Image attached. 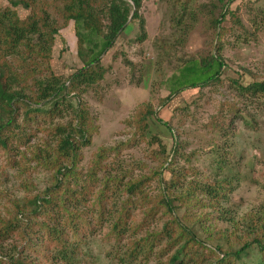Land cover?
<instances>
[{"label":"rangeland","instance_id":"rangeland-1","mask_svg":"<svg viewBox=\"0 0 264 264\" xmlns=\"http://www.w3.org/2000/svg\"><path fill=\"white\" fill-rule=\"evenodd\" d=\"M220 1L189 0L193 14L186 9L183 19L188 28L184 35L176 29L174 15L186 0H142L145 41L130 43L138 36L134 25L133 34L127 35L126 30L102 56L103 80L97 89L81 97L96 128L90 145L82 150L83 158L74 177L79 182L87 180L86 173L96 152L100 148L109 152L102 162L104 169L96 174V182L89 184L87 191L81 190L79 210L91 229L85 237L81 236L80 264H120L119 257L127 250L128 240L139 239L148 231L159 232L168 220L162 209L153 218L144 219L143 212L149 204L140 205L135 198L131 204L123 205L128 198L123 191L126 183L145 177L143 189L150 202L155 201L161 189L169 196H185L191 182L197 186L203 180H212L221 159L224 167L220 174L231 176L230 171L236 178L228 196L213 206H202L209 201L195 194L199 202L191 211L201 217L200 224L182 221L185 207L176 211L181 225L190 227L199 243L213 254L195 246L183 264H216V255L220 254L215 251L216 246L239 251L236 258H229L231 264H264L260 252V245L264 246V97H251L236 87V83L242 87L264 83V0ZM212 5L216 10H212ZM7 6L6 0H0L1 8ZM227 9L233 14L225 15L219 30H214L211 20L218 18L220 12L226 14ZM17 12L21 18L27 13L21 8ZM216 43L224 64L218 82L170 95V78L182 63L217 54ZM77 52L75 29L70 22L55 37L49 65L53 73L67 79L80 69ZM143 105H149L154 114L146 120L145 129H140L133 116ZM58 122L63 121L55 120ZM49 124L33 127L30 142L19 153L8 159L0 155L1 214L12 211L14 200L36 196L52 187V172L28 161L35 148L41 151L46 143L52 146ZM73 181L74 178L69 179L70 184ZM105 181H109L111 189L104 194L105 215L98 224L95 199ZM122 207L128 208V223L133 229L115 241L109 234L110 224ZM59 211L55 206L47 210L54 218ZM42 221L51 224L43 215L33 223ZM140 223L142 227L132 235ZM27 230L34 242L42 234L34 225ZM246 242L249 247L240 251ZM26 253L34 256L28 250ZM38 258L40 262L36 264H57L53 258ZM166 259L165 256L159 260ZM147 264H155L154 258Z\"/></svg>","mask_w":264,"mask_h":264},{"label":"trees","instance_id":"trees-1","mask_svg":"<svg viewBox=\"0 0 264 264\" xmlns=\"http://www.w3.org/2000/svg\"><path fill=\"white\" fill-rule=\"evenodd\" d=\"M6 1L9 6L0 7V155L8 159L9 155L19 153L21 147L26 148V143L30 142V130L49 122L47 130L51 134L52 146L46 143L44 150L35 148L30 152L28 161L52 172L53 185L36 196L14 200L11 202L12 211L0 213V264H36L40 262L38 257L46 261L53 258L57 264H80L79 243L87 235L85 232L91 229L79 210L83 195L81 190L87 191L89 184L96 182V174L104 169L102 162L109 152L104 148L96 152L86 173L87 180L79 182L80 179L74 177L83 158L82 150L90 145L96 128L95 119L81 97L98 88L104 76L102 56L115 46L126 30L127 35L133 34L134 25H137L138 36L130 43L145 41V21L140 14L142 0ZM180 5V10L174 15L175 27L179 33L186 34L188 27L183 17L187 8L189 14L193 12L189 0ZM18 8L27 12L23 18L19 16ZM211 8L216 10L215 5ZM225 13L220 12L218 18L211 20L214 30H219L225 15L233 14L228 9ZM70 22L74 25L77 56L82 67L65 79L54 74L49 65L55 37ZM219 47L216 43V52L220 50ZM223 67L219 52L210 53L200 60L184 61L170 78V95L217 83ZM236 87L251 97L258 94L264 97L263 82H254L245 87L236 83ZM230 111L233 112V108ZM153 114L149 105L138 108L133 116L136 128L145 129L146 120ZM55 120L63 122L55 123ZM20 154L26 157L24 153ZM223 165V159L218 160L216 174L210 182L203 180L197 186L191 182L185 196L166 195L159 187L160 194L150 202L143 189L145 177L126 183L123 191L128 198L123 205L131 204V199L135 198L140 205L149 204L143 212L144 219L153 218L162 209V215L168 216V220L161 231H148L139 239L128 240L127 250L119 257L120 264H147L152 258L155 264H183L184 258L189 257L190 249L195 246L213 254L212 250L199 243L190 227L181 225L176 211L185 207L181 220L200 224L201 217H195L191 211L199 202L195 194L209 201L202 206H213L228 196L230 185L236 180L230 171L231 176L220 174ZM71 178L74 181L70 184ZM108 182L102 184L99 198L95 199L99 208L98 224L104 220L102 200L111 189ZM53 206L60 210L55 214L57 218L47 212ZM126 211L128 208L122 207L114 214L115 219L110 224L109 234L115 241H119L128 229H133L128 223L129 214ZM40 215L48 217L51 224L46 221L33 223ZM31 225L42 232L35 237V242L27 230ZM141 227L140 223L131 234H136ZM248 247L246 242L240 251ZM26 250L34 256L30 257ZM215 251L220 253L216 255V264H231L229 258H236L239 254V251H225L221 246H216ZM260 252L264 258V246L260 245ZM165 256L166 261L161 262L159 259Z\"/></svg>","mask_w":264,"mask_h":264}]
</instances>
